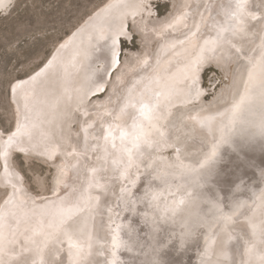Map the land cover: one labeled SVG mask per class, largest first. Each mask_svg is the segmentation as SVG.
<instances>
[{"label":"bare ground","instance_id":"1","mask_svg":"<svg viewBox=\"0 0 264 264\" xmlns=\"http://www.w3.org/2000/svg\"><path fill=\"white\" fill-rule=\"evenodd\" d=\"M150 1L108 0L95 12V16L94 13L89 17L87 21L90 24L85 22V26L80 27L66 37L46 65L30 77L18 79L13 84L11 97L15 104L12 103L16 106L17 112H15L18 113V121L14 132L17 129H22L23 134L17 136L16 132H13L10 145L7 142L5 144L1 143L0 149L3 153V162H5V152L9 153L12 150L14 151L15 148L22 147L28 150L26 154L29 151L36 155L35 151L49 153L50 163H52L55 170L51 182L52 191L48 195L31 193L23 185V179L15 173L16 168L13 171L9 168L10 165L7 170L3 167V174L0 173L3 176L0 177L3 180V182L0 180V183H9L11 188L8 195H12L10 202L6 203L7 207L3 209V215H0V242L4 240L3 237L8 234L7 232L13 231V229L18 230L17 227L20 228L25 221L41 217L40 224L34 229L32 228V235L23 247L17 251L19 258L16 262L13 261L14 264H50L52 261L57 264H65L67 252L64 249L68 245V248L70 247V242H73L74 239V242L78 241L82 244L83 240H89L94 232L93 219L95 220L97 217V215L95 218L93 216L94 209L101 210L99 213L103 217L100 216L105 221L111 222L110 217L114 215V213L111 215L114 212L112 206L115 209L118 207L119 209H117L121 213H125L129 208L127 206L129 199L126 194L130 187L124 188V183L117 182L118 184H115L106 174L108 168H110V158L116 155L113 158L114 160L120 156L117 151L119 154L117 157L116 152H114L116 149L112 147V144H119L117 142L120 139L118 138L119 133L128 132L130 134L133 130V122L130 125L128 124L131 121L127 122L133 114L132 111L126 109L132 103L134 105L133 100L140 102L143 97L146 100L143 98L145 102L143 104L140 102L142 106L140 105L139 109L134 112L133 121L143 125L147 138L152 142L160 139L154 143L155 145L160 141L166 146L169 145V147L179 149V151L173 152L175 157H173L172 162L166 160L162 162L161 159L163 164L176 161H181L184 164L182 165L185 172L181 175H176L170 171L161 173L164 177L167 176L164 181L175 183L178 189L180 186L192 181L191 184L195 186L194 189L196 190V187H198L199 192L197 193L201 194L192 197L189 191L191 190L190 187H186L185 190L182 188L180 192L174 191V189H164L158 199L151 202V207L157 208V216H168L170 220L167 224L174 227V229L169 227L170 229L167 232L160 231L155 237L153 259L161 261L162 264H231V252L228 247L236 240V237L234 238L232 235L233 232L238 231L237 234H240L248 242L254 237L256 240L255 235L263 227L264 151H261L257 139L256 143L247 147L244 152H239L241 160L238 161L236 160L238 154L236 146L239 142L248 138L255 131V127L264 120V77L261 81H256L255 75L258 69H254L257 66V58H260V52L264 50V30L261 28L264 21L259 22L251 19L246 23L247 17H241L244 9L237 7L239 0H235L232 7L229 6L227 0H171L172 12L170 15L158 20L153 19L154 17L148 13L149 7L147 6L150 5ZM14 2L15 0H12V3L2 13L8 12ZM249 2L250 4L246 0L248 10L251 9L255 13L260 10L264 15V0ZM192 6H194L192 13L197 14V16L193 18L191 25L186 22L187 33L182 34L179 38L172 37L170 47L167 46L166 49H162L161 55L160 57L158 55L154 65L142 76L140 81L137 80V88L135 86V89L131 90L127 97H117L120 94L123 95L121 92L124 91L122 90L131 85L130 81L135 77V69L140 66L141 59L144 56L152 55L154 52L153 46L157 44L158 38L163 34L160 31L162 28H159L160 24L166 23L185 8L188 9ZM213 12L215 14L212 16ZM237 15L240 16V19L235 21ZM116 17L119 20H113L112 22V19ZM128 17H133L131 23L134 26L136 35L140 38L141 49L138 52L127 50L128 56L114 68L118 67L113 77L108 79L114 69L108 67L104 46L107 44L109 37L117 32H125ZM233 17H235L234 21ZM243 21H245L244 24H242ZM128 22L130 21L128 20ZM173 24L175 23L173 22ZM173 27H176V25H173ZM173 30L178 33L180 28ZM105 38H107L106 42H101L103 43L101 47L99 41ZM234 41H239V46L244 48L239 52L241 54L239 58L237 53H231V48H229V43ZM174 43H177L178 49L171 47ZM182 43L185 44L182 45ZM97 47L103 49V55H99L100 59L94 60V65L92 59ZM215 50L217 53L213 56ZM148 61L147 63H149ZM98 63H101L100 66L105 63V67L97 69L95 66ZM212 63L221 72L224 71V67L228 63L232 65V86L221 89L210 102H207L204 99V94L197 95L198 92H201V89L195 88V85L192 84L195 83L198 70H203ZM146 64L144 63V65ZM90 66L94 67V69L92 67L94 72L90 71ZM150 70H152L151 73ZM106 73H109L103 80L106 96L103 99L91 100V98L103 93L93 95L95 85L101 81V77H105ZM137 73L139 74V72ZM148 73L150 75L147 76ZM63 89L68 93H62ZM114 97L118 98L117 101ZM240 97H244L243 101H240ZM223 102L227 104L225 108L208 111V107L219 106ZM236 103H239V108L233 115L230 109ZM98 104L102 105L98 108H103L106 114L100 113V111L103 112V109L97 111V107H93L94 105L98 106ZM145 104L148 105L147 109L143 107ZM205 108H207V111ZM141 110L145 111L147 116H141ZM23 113L25 117H23ZM21 118H24L23 122ZM208 118H211L210 123H201V121ZM110 126L111 136L108 135ZM6 137L8 135L5 136L3 132H0L2 142L6 140ZM222 137L223 141L226 142L222 141ZM208 138L213 141L210 145L207 144ZM202 139H206L204 141L206 142L205 145L200 141ZM86 142L90 143L89 147H86ZM143 145L146 144L141 141L139 148H137L139 151H137L136 159L138 158V160L133 163L134 165L131 163L132 160H129L130 163H121L118 166L119 172L122 173L121 177L125 182L126 179L134 177L136 173L141 171L140 167L143 163L141 161L140 164V159L142 160L145 156L143 161L144 164H147L156 156L153 155L155 152L150 153L151 155L146 153L144 147L147 148L148 146ZM158 145L163 146L162 144ZM209 147L211 149H207ZM206 149L211 151L207 152ZM213 149H215V157L213 158L215 172L212 175H207L206 169L212 165L213 160H209L204 168H201L197 161L203 163L211 155ZM78 153L85 157L82 162L76 160V154ZM139 153L146 154L143 156ZM46 156L49 157L43 155L40 159L49 161L48 158H45ZM243 160L250 161L251 165H243ZM238 165L240 166L238 167ZM151 175L154 176L153 173ZM118 178L120 177L118 176ZM138 180L140 181L139 178ZM114 181L116 182V180ZM146 181L148 182V180ZM119 184L121 185L119 186ZM68 188L71 189L72 194L69 195V192L68 197L71 196L72 199H61L63 198L62 194H66L67 192H64ZM17 189L19 191L23 190V192H18ZM131 190H133L132 186ZM77 194L82 196L76 198V200L75 196ZM181 199L184 201L183 204L180 203ZM129 206L131 205L129 204ZM99 207L102 208L99 209ZM61 209H71L72 214L69 219L77 216L76 220L65 225L69 220L67 219L61 224V216L59 215ZM219 210H222V212ZM226 215H231L230 221L225 219ZM99 217L97 220L100 219ZM244 217H246V220L242 222L245 219ZM117 220L118 222L121 221V225L117 223L118 225L115 226L111 222L109 223L110 227H108L110 231L113 227L112 232L114 235L120 234L121 228H126L122 216ZM148 221L151 223L150 219L147 220V223ZM2 225L5 226L1 227ZM2 228H5V231ZM12 237L14 238V235ZM228 237L232 239L225 244L224 241ZM180 240H182V243H178ZM208 240H214L215 242L205 243ZM115 241L117 240L115 239ZM12 242L18 243L17 240H12ZM260 242L258 246L256 245L258 242H256V246L253 247H259ZM240 243L238 244L240 245ZM249 243L252 244L251 241ZM5 244L0 243V255L9 256L8 253L11 254L13 251L8 252L9 245ZM107 245L109 249H112L110 246L112 247L114 244ZM239 245L237 246L239 247ZM18 246L14 247L18 248ZM94 246L96 247V245ZM114 246L113 248L117 250V246ZM80 247L78 248L80 249ZM109 249L107 251H110ZM241 249L243 248L241 247ZM127 250L130 252L128 257L123 258L118 253L120 255V258L119 256L116 257L119 259L118 264H152L144 259H134L135 250H132V248H127ZM95 252L97 253L96 250ZM257 253L252 257L250 256L252 264H261L260 257L264 256V253ZM110 254L112 255V253ZM69 255L71 258L73 257L69 264H78L80 259L75 256V253L74 256H71V252H69ZM111 257L113 258V256ZM40 259H43V262ZM250 261L249 263H251ZM235 262L234 260V264H236Z\"/></svg>","mask_w":264,"mask_h":264},{"label":"rangeland","instance_id":"2","mask_svg":"<svg viewBox=\"0 0 264 264\" xmlns=\"http://www.w3.org/2000/svg\"><path fill=\"white\" fill-rule=\"evenodd\" d=\"M107 1L108 0H15L14 4L12 5L13 7L11 6V8L8 12L0 14V132H3V133L7 132V135H11L14 132L15 125L17 124V121H18V118H17L18 113H16L17 109H16V106L14 105L15 103L11 97V89H12L13 84L18 79H24V78L30 77L31 75L36 73L39 69H41L44 65H46V63L51 59V56L54 55L53 53H55V51H57L59 49L58 46L61 45V43L66 39V37L71 35L75 30L79 29L80 27L85 26L84 24L89 23V21H87V20H89V17L92 14H94L95 12H97V10L100 9L104 5V3H107ZM249 1H253V0H247V2L250 4ZM227 2L229 4V6L232 7L235 3V0H227ZM171 6H172L171 0H168V1L151 0L150 5L147 6V7H149L148 13L150 14V16L154 17L153 19L160 20V19H163L164 17L170 15V13L172 12ZM193 8H194V6L188 7V9L191 12L187 8H185V10H182L180 13L173 16L166 23L160 24L159 28L160 29L162 28L160 31L163 34H162V36H160L158 38L157 44H155L153 46L154 52L152 53V55L144 56L143 59H141L142 61L140 62V66H138L137 69H135L136 75L134 72L135 77L131 80L134 83L130 81V84L132 86L128 85L126 88H124L125 90L124 89L122 90V91H124V92H121L123 95L120 94L117 97H120V96H121L120 98H122V96L127 97L128 93H130L131 90H134L135 88H137V84H136L137 80L140 81L142 79V76L145 75L148 72V70L154 65V63L156 62V59L158 58V55L160 57L162 49H166L167 46L170 47L169 44L171 43L172 37L179 38L180 36H182V34L184 35L185 33H187L188 27L187 28L185 27L186 22H187V24L190 23V25H191L193 18H195V16H197V14L192 13ZM242 9H244L245 11L247 10L246 12L244 10L242 11L244 14L241 13L242 14L241 17H243V18L247 17L246 23L248 21H251V19L259 21V22L260 21L262 22V20L264 21V15H262L260 10H259V12L257 11L255 13L251 9L248 10L246 7L242 8ZM214 14H215V12L212 13V16ZM95 15H96V13L94 14V16ZM178 17H180V18H178ZM235 17H233V21H234ZM239 17L240 16L237 15V18H235V21L240 19ZM132 18L133 17H128L126 20L127 25H126L125 32L129 33L131 35V39L128 40L126 42V44L122 45V51L125 54L123 56L122 61L124 60V58H126L128 56L127 55L128 53H126L127 50L138 52L141 49L140 43H139L140 38L136 35L134 26L131 23L133 21ZM177 18H178V20H177ZM180 19H181V21H180ZM113 20L117 21V20H119V18H117V17L113 18L112 22H113ZM128 20L130 22H128ZM173 22L175 24H173ZM244 23H245V21L242 22V24H244ZM109 24H110V21H109ZM173 25H176V27H173ZM261 26H262L261 27L262 30H264V25L261 24ZM164 27L165 28L169 27V28H167L165 30ZM175 28H178V29L180 28L178 33L174 32L173 29H175ZM263 33H264V31H263ZM167 34H168V36H167ZM161 38H162V40H160ZM106 39L107 38L101 39L99 41V44L101 45V47L103 45V43H101V42H106ZM238 42L234 41V42L229 43V48H231V53L233 52V54H234V53H237V50H239V52H240L242 49H244L243 46H239L240 43H238ZM184 44L185 43H182V45H184ZM177 46H178L177 43H174L173 45H171V47L174 49H178ZM101 47L100 48L97 47L94 51L95 55L92 59L93 64H94V60L100 59L99 55H103V53H102L103 49ZM216 53L217 52L215 50V52H213V56L216 55ZM164 55H165V53H164ZM259 55H260L259 56L260 58H257V61H256L257 66L254 68V69H256V68L258 69L256 75L254 74L256 81L257 80L261 81L262 77H264V50H262V52H260ZM151 57L153 60L151 59ZM147 61L149 63H147ZM144 63L145 64L147 63V64L144 65ZM102 64H103V66H100L101 63L100 64L98 63L95 67L97 69H103L105 67V63H102ZM148 65H150V66H148ZM92 67L90 66V69H91L90 71L94 72V70H93L94 67H93V69H92ZM117 69H118V67L110 73V75L108 76V79H111L113 77V75ZM228 69H229V71H228ZM231 70H232V65L230 63H228L226 65V67H224L225 72L224 71L221 72V70H219V68H217L214 65V63H212L209 67L207 66L203 70H200V71L198 70V74L195 78V83L192 85H195V88H197V89L200 88L201 90H204V99H206L207 102H210L212 100V98L214 97L213 92L215 91V94H217L221 90L220 89L219 91H216V89L218 88V84L220 82L227 80V81H230L232 83V79H231L232 75L231 74L233 72ZM151 71L152 70H150V73H151ZM137 72H139V74ZM150 73H148L147 76L150 75ZM62 93H68V91H65V89H63ZM106 94L107 93L103 92L100 95H98L94 98H91V100L103 99L106 96ZM210 97H211V99H210ZM143 98L141 101L139 100L142 104H143V102H145L144 100H146L145 98L143 100ZM114 99L117 101L118 98L114 97ZM133 102H134V105L132 103L128 107V109H126L128 111H132V114H133V116L130 117V119L127 121V122L131 121V122H129L128 125H130V123H132V122L136 123L133 121L134 120V114H135L134 112L139 109L140 105L142 106V104H140V102H138L136 100H133ZM136 105H138V106L136 107ZM226 105L227 104L226 103L224 104V102H223V103L219 104V106L218 105H214L212 107L210 106V107H208V111H214L216 109L225 108ZM101 106L102 105L98 104V106L94 105L93 107H95V108L97 107L96 108L97 111L98 110L100 111L101 109H103V108L99 109ZM130 107L132 110L129 109ZM95 108H93V110H95ZM205 110L207 111V108H205ZM102 111L103 112L100 111L101 114H106L104 109ZM21 113H22V111H21ZM23 117H25L24 113H23ZM23 119L24 118H21L22 122L24 121ZM9 129L11 130L10 132L7 131ZM126 133H128V132H126ZM13 134H12V137H13ZM164 135H166V134H164ZM119 136H121V133H119L118 138H120ZM7 139H8V137H6V140L3 141L4 143L0 140V146H1V143L5 144L7 142ZM208 139L209 140H208L207 144H209V145L212 144L213 141L210 138H208ZM157 140H160V139H157ZM205 140L206 139H202L200 141L202 142V144L205 145L206 144V142H204ZM125 141L128 144L127 143L125 144ZM117 142L119 144L120 143L121 144L120 145L116 144L117 146L115 147L116 150L114 152H116L115 154H117V157L119 156V154H120V156L114 160H113V158L116 157L115 154H114L115 157L114 156H112L111 158L109 157L111 162L108 160L110 168H108V173L106 175L108 176V178L110 177L109 179H111L115 184H118V183L123 184L124 183L123 184L124 188H126L127 186L130 187V189L127 190V194H126V197L129 199L127 202V206L129 208L125 211V213L124 212L121 213L120 210H118L119 209L118 207H117L118 209L117 208L115 209V208H113L114 206H112V210L114 212L111 211L112 212L111 215L113 213H114V215H112L113 217H110V219H112V221H111L112 224H114L116 226L117 223L118 224L121 223V221L118 222L117 219H119L122 216V218L125 221L126 228H121L120 234L122 233L124 236L120 235V234L114 235L112 232L113 227L111 228L112 229L111 231H110V228H108V227H110L109 223H111V222H108L107 220L105 221L102 218L103 216L101 215V213H99V212H101V210L98 211V209H94L96 211V212L94 211V215H93L94 218L97 215L95 220L93 219L94 232L89 237L90 239L86 240V241L83 240L82 244L78 241L74 242L75 240L73 239L74 244L71 241L69 248H68L69 245L67 246V248H65L66 246L64 247L65 248L64 251L67 252V260H66L65 264H69V262L73 259V257L72 258L70 257L69 252H71V256L72 255L74 256V253H75V256H77V258L80 259L78 261V264H97V263L98 264H115V263L118 264L119 259L116 258L117 256H119V258H120V255L118 253H120L121 257H123V258H125V256L128 257V255L130 254V252L127 250V248H129V249L132 248V250H135V253L133 254V255H135L134 259L135 258L137 260H141V259L143 260L144 259V260L148 261L149 263H152V261L154 260L153 255H154V251H155V246H154L155 240L154 239L159 234L160 231L167 232L168 229H170L169 227H171V226H169L167 224V222L170 220V218L168 216L163 217L162 215L157 216V208L151 207L152 201L141 200V199H139V197H143L144 191H148L150 193H159L161 195L164 189H174V191L180 192L182 190V188H184V190H185L186 187L187 188L190 187L189 189H191V190H189V191L191 192L192 197H197V196L201 195L200 193H199L200 195L197 193V192H199L198 187H196L198 190L194 189L195 186L191 184L192 181L186 183L183 186H180V188H179L180 190L178 189V187L175 183H173L171 181H164V179L167 177V176L164 177V175H162L164 171H170L176 175H181L183 172H185V168L183 166L184 164L181 161H178V162L176 161V162L167 163V164L162 163L163 160H166L167 162L168 161L172 162L173 157H175V153H173L175 151L172 149H174L176 147H169V145L166 146L165 144L161 143L160 141L157 142V145L154 144L155 142H152V144H153L152 148H151L152 150L149 147H147V148L144 147V150L147 151L146 153H148L149 155H151L155 152L153 155H156V156H154L153 159L156 158L157 156L160 159L156 158V159H154V161L152 159L151 160L152 163L149 162L147 164H144L143 160L145 159L144 155L146 153H144V155L139 153L140 155L144 156L142 158V160L140 159V164L142 161L144 166L141 164V167H140L141 171L138 169V171H140V172L136 173V175L134 177H129L128 179H126V182H125V180H123V178L121 177L122 173L119 172L118 166H120L121 163H127V162L130 163L129 160H132L131 163H132V165H134L133 163H136V161L138 160V158L136 159V157L138 155L137 151H139V150H137V148H134L132 146L130 135L125 137L123 143L120 139H118ZM89 144H90L89 142H86L85 143L86 147H89ZM124 144L126 147L124 146L121 148V146H123ZM158 144H162L163 146L158 145ZM143 146H146V145H143ZM21 148L22 147L15 148L14 151L12 150L8 153L9 154L7 157V161L9 162L8 167L10 165L9 168L13 171H15L14 169L16 168L17 172L15 171V173L18 176L22 177L23 185L31 193L36 194V195H43V194L48 195L52 191L51 182H52V178L55 175L54 166L52 165V163H50V161H51L50 158L46 156L45 158H48L49 161L48 160L43 161L40 159V157L42 156V155H40L41 152L35 151V153H37V155H36L34 153L32 154V152L29 151L26 154V151H28V150H25L24 148L23 149L25 150V152L22 155L20 153ZM125 148L131 149L132 155L129 156V154H127L128 152L125 151ZM148 148H149V150H148ZM207 149H211V147H209ZM207 149H206L207 152L211 151V150H207ZM117 151L119 154L117 153ZM84 155H86V154L84 153ZM76 156H77L76 160L78 162H82L85 159V157H83V155H80L79 153L76 154ZM121 157H123L124 160ZM0 158H1L0 159V173L2 172V174H3V165H4L3 161L4 160H3V153L1 151V149H0ZM120 158L122 159V161ZM158 159H159V162H158ZM161 159H162V162H161ZM55 160H57V159H55ZM116 161H118V162H116ZM2 162H3V164H2ZM155 162L158 164L156 165ZM150 163H151V165H150ZM196 166H198V165L196 164ZM190 170H192V169H190ZM157 172L159 173V176L155 175V174H157ZM189 172H191V171H189ZM150 173L151 174L153 173L154 176H152V175L151 176L155 177V178L151 179V181L149 183L148 177H150ZM2 174H0V177L2 176ZM141 174H143V175H141ZM106 175H104V176H106ZM116 176H117V178H118V176L120 178L117 179V178H115ZM139 176H141V177H139ZM1 178H0V180H2ZM138 178L140 179V181L138 180ZM114 180H116V182ZM146 180H148V182ZM1 182H3V180ZM135 183H136V185H135ZM139 183H140V186H139ZM162 183H163V185H162ZM3 184L4 183H0V206H2L0 208L1 209L0 210L1 216L3 215V209L7 207L6 203L10 202V199L12 198V195H8L9 189L11 188L9 186L10 184L9 183L4 184V185ZM1 185H3L4 187ZM120 185L121 184H119V186ZM131 186H132L133 190H131ZM191 186H192V188H191ZM133 187H135V188H133ZM192 190H193V192H192ZM17 191L23 192V190L19 191V189H17ZM130 191H131V193H130ZM139 191H141V192H139ZM64 193H66V194H62L63 198H61V199H63V200L66 198L72 199L71 196H70V198L68 197V193H69V195H72L71 189L68 188ZM66 195H67V197H65ZM81 196L82 195L78 196V194H77L75 196V199L76 198L78 199V197L81 198ZM263 196H264V193H263ZM61 199H59V200H61ZM260 200H261V198H260ZM3 202H5V203H3ZM129 204L131 206H129ZM258 204H259V202H258ZM101 208L99 207V209H101ZM117 212H120V213H117ZM220 212H222V210ZM125 214H126V216H125ZM98 217L100 218L99 219L100 221L97 220ZM76 218H77V216L72 217L71 219H69L67 221V223L65 225L70 224L71 221H75ZM127 218H128V220H127ZM137 218L139 219V221H137L138 220ZM148 218L151 220V223H149L150 221H148V223H147V220H149ZM244 218L245 219H243L242 222H245L246 217H244ZM40 219H41V217L39 216L37 218H34L33 220L25 221L26 224L23 223L20 228L18 226L17 227L18 230L13 229V231H10V232L6 231L8 234L7 235L5 234L6 236H4L3 239L9 243H7L6 241L4 242V240L3 241L1 240L0 243L3 242V243H6L5 245H9L8 246L9 247L8 252L9 251H13V252H11V254H9L10 253L9 252L8 253L9 256H6L5 254H1L0 255V264H10V263L14 264L13 261L15 260V262H16L18 260L19 257H18L17 251L23 247L24 243L32 235V233H33L32 228L34 229V227H36L37 225L40 224L39 223ZM132 220H133V222H132ZM242 222H239V223H242ZM185 223H186V221H185ZM3 226H5V225H2L1 227H3ZM171 228L174 229V227H171ZM2 229H3V231H5L4 230L5 228H2ZM126 229H127V232H126ZM148 229H151V230H148ZM262 229H264V225L262 228L259 229L258 233L255 235L256 240L254 239L255 238L254 237L252 240H248V242H247V240L243 239L240 234H237L238 231L236 233L233 232L232 235L234 238L236 237L235 238L236 240L233 238V241L235 240L234 243H232L228 247L230 252H231V254L229 253L230 257H231V260H230L231 264H234V260L236 261L235 262L236 264L237 263L238 264H240V263L241 264H252V260L250 261L252 255L256 254L260 250L261 251L258 253H261V252L264 253V249H263L264 248V231H262ZM124 231L127 233V235ZM15 234H19V235H15ZM261 234H263V235H261ZM13 235H14L15 239L12 237ZM137 235H138V237H137ZM11 237L13 238L12 239L13 241L17 240V242L19 244L12 242ZM17 237H18V239H16ZM125 237H126V239H125ZM97 238H98V240H97ZM115 239L117 241H115ZM238 240H239V242H237ZM260 240H261V242H260ZM212 241H214V240H212ZM212 241L208 240V241H205V243L209 244ZM249 241H251L252 244H250ZM84 242H85V244H84ZM95 242H96V244H95ZM214 242H212V243H214ZM240 242L242 243V245ZM256 242H258L256 244L257 246L259 245V242H260L259 247H253V246H256L255 245ZM77 243L78 244L80 243V244L78 245ZM238 243H240L241 246ZM72 244H73L74 248H73V246H71ZM83 244H84V248H83ZM92 244L96 245V247ZM107 244H109V245L114 244L115 246H117V250H115L113 248L114 245L112 247L110 246V248H112L113 250L109 249V246ZM235 244H236V247H235ZM13 245L14 246L19 245V246H18V248H16ZM97 245H98V247H97ZM237 245H239L240 249H241V247L243 249L240 250ZM245 245H246V247H245ZM249 245H251V246H249ZM10 246H11V249H10ZM78 247H80V249ZM103 247H104V249H103ZM106 247H108V248H106ZM77 248H78V250H77ZM94 248L97 251V253L95 252ZM254 248H258V249H254ZM108 249L110 251L112 250L113 252L107 251ZM74 250H76V251L74 252ZM236 250H238L237 252H239V250H240V252H239L240 254L237 253ZM116 251H117V253H116ZM254 252H256V253H254ZM77 253H80V254H77ZM110 253H112V255ZM114 253H116V254H114ZM109 254H110V257L113 256V258L112 257L108 258ZM235 254H236V256H235ZM93 255H95V256H93ZM94 257H96V258H94ZM11 259H13V260H11ZM98 259H100V261H98ZM111 259H113V260L111 261ZM40 260H42V262H43V259H40ZM127 261H128V258H127ZM249 261L251 263H249ZM55 263L56 262L53 263V261H52L50 264H55Z\"/></svg>","mask_w":264,"mask_h":264},{"label":"snow or ice","instance_id":"3","mask_svg":"<svg viewBox=\"0 0 264 264\" xmlns=\"http://www.w3.org/2000/svg\"><path fill=\"white\" fill-rule=\"evenodd\" d=\"M11 3H12V0H0V14H2V11L4 9H6ZM237 7L238 8L246 7V0H239ZM130 39H131V35L129 33L123 32V31L117 32L114 35H112L111 37H109L107 44L104 46L105 47V57L108 61L109 69H114L116 66H118L122 62L123 56L125 55L124 52L122 51V45L126 44V42ZM240 55L241 54L239 53V50H237L238 58L240 57ZM108 74L109 73H106L105 77H101V81L97 82V84L95 85V90L93 92V95L105 91L103 80L106 78V76ZM237 75H239V73H237ZM231 86H232V84L230 81L224 80L218 84V88L216 89V91H219L220 89H224L226 87H231ZM201 94H204V90H201V92L197 93V95H201ZM214 95H215V91L213 92V96ZM210 99H211V97H210ZM221 99H223V97H221ZM239 99H240V101H243L244 97H240ZM143 107H144V109H147L148 105L145 104ZM238 108H239V103L232 105V108L230 109V111L233 113V115L235 114V111ZM140 114H141V116H147V113L143 110H141ZM210 120H211V118H208L207 120L201 121V123L207 124V123H210ZM132 129L133 130L130 134L129 133H122L121 134L120 139H121L122 143H123L125 137L130 135L131 144L134 148H139L141 141H143V143L146 144L149 148L152 147V141L147 138V133L144 131L143 125L133 123ZM7 131L10 132L11 130L9 129ZM4 134L7 135V132H5ZM21 134H23L22 129H17L16 135L19 136ZM111 134L112 133H111V126H110L108 129V135L111 136ZM161 135H162V133H161ZM105 139H107V137H105ZM221 139L223 141V137ZM257 139H258V143H259V147H260L261 151H264V120H262L260 122V124L255 127V131L248 138H246L244 141H241L237 144L236 150H237L238 154L236 156V160H238V161L241 160L239 152H244L247 147L255 144ZM223 142H226V141H223ZM7 143L9 145L12 143V136L11 135H8ZM112 147L113 148L116 147L115 143L112 144ZM125 151L128 152L129 156L131 155V149L125 148ZM174 151H179V149L174 148ZM24 152H25V150L23 148H21L20 153L23 155ZM8 155L9 154L7 152L4 153L5 162H4L3 167L5 170H7V168H8V162H7ZM40 155H42V156L48 155L49 158H51L49 153H43L42 152V153H40ZM214 157H215V149H213L211 155L203 163H201L200 161H197V163L200 165L201 168H204L205 165L208 164V161L213 160ZM242 163L245 166L251 165V162L247 161V160H243ZM239 166L240 165H238V167ZM214 172H215V161L213 160L212 165L206 169V174L212 175ZM156 175L159 176V173L157 172ZM153 178H155V177H152L150 174L149 183H150L151 179H153ZM21 179H22V177H21ZM159 195H160L159 193H150L148 191H145L143 197H139V199L148 200V201H155L158 199ZM217 199H219V197H217ZM180 203L181 204L184 203L183 199L180 200ZM71 214H72L71 209H68V210L61 209L60 213H59V215L61 216L60 223L63 224L65 222V220L70 218ZM225 219L227 221H230L231 216L226 215ZM262 231H264V229H262ZM231 239H232L231 237H228L227 240L224 241V243L227 244L228 241H230ZM178 243H182V240L178 241ZM260 262H261V264H264V256L260 257ZM152 264H162V262L154 259L152 261Z\"/></svg>","mask_w":264,"mask_h":264},{"label":"water","instance_id":"4","mask_svg":"<svg viewBox=\"0 0 264 264\" xmlns=\"http://www.w3.org/2000/svg\"><path fill=\"white\" fill-rule=\"evenodd\" d=\"M126 239V238H125Z\"/></svg>","mask_w":264,"mask_h":264}]
</instances>
